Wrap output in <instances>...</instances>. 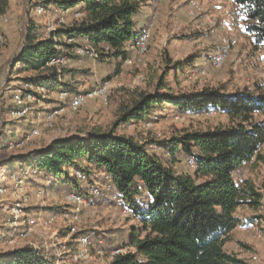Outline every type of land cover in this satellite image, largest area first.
Returning <instances> with one entry per match:
<instances>
[{
  "label": "trees",
  "instance_id": "obj_1",
  "mask_svg": "<svg viewBox=\"0 0 264 264\" xmlns=\"http://www.w3.org/2000/svg\"><path fill=\"white\" fill-rule=\"evenodd\" d=\"M12 1L0 0V19ZM36 1L51 14L58 11L82 16L69 26L57 20L56 28L47 36L38 34L36 26H30L25 33L12 72L30 73L23 81L44 86L48 92L73 95L81 90L79 83L67 79L70 71L64 70L63 65H49L56 56L77 58V41L91 43L100 62L116 61L120 65L131 54L128 45L141 35L137 17L146 0ZM228 1L252 47L256 51L264 49V0ZM163 88L168 92L161 93ZM171 108L178 113L224 114L232 122L205 130H185L169 142L158 143L173 159L193 158L197 163L194 172H179L147 144L116 130L121 124L156 122ZM263 145L261 87L235 92L206 88L177 94L165 84L163 75L155 91H140L123 104L113 129L56 138L49 147L23 157L20 163L23 168L27 164L38 170L27 178L28 185L45 187L53 183L57 188L84 194L88 191L82 189L79 173L90 182L95 174L103 176V183H107L105 176L111 177L109 183L115 189L108 190L105 196L110 203L127 209L136 224L129 237L117 233L118 237L111 238L108 246H101L110 251L121 250L110 264H250L228 249V244H242L235 240V229L257 224L258 217L241 216L239 210L259 211L264 207V187H258L250 178L236 176L245 165L264 161ZM16 158L12 157L11 163ZM114 194L118 200L113 199ZM82 234L85 233L78 232L76 236ZM10 257L8 264H57L55 256L47 257L32 247L14 251Z\"/></svg>",
  "mask_w": 264,
  "mask_h": 264
},
{
  "label": "rangeland",
  "instance_id": "obj_2",
  "mask_svg": "<svg viewBox=\"0 0 264 264\" xmlns=\"http://www.w3.org/2000/svg\"><path fill=\"white\" fill-rule=\"evenodd\" d=\"M147 1L145 6H149ZM194 2L199 4V9L192 8ZM152 4L149 18L154 20L155 26L148 51L137 55L133 64L100 62L86 55L67 57L63 65L64 70L70 71L66 74L67 79L79 83L81 90L109 82L111 86L105 98L97 97L80 109H72L68 103L62 102L60 93L46 90L40 94L41 102H32L31 114L20 119L10 116L12 91L19 87L34 90L23 81L31 74H17L12 72L11 66L23 47L26 31L30 26H36L38 34L47 36L52 27H56L57 20L69 26L81 20L82 16L58 11L51 14L46 9L44 13H38L36 0H13L3 16L7 20H0V188L4 189L0 193L1 264H8L10 255L24 247L35 248L50 258H61L58 264H106L111 251L100 246H108L111 238L118 237L117 233H125L129 237L131 227L136 224L127 209L109 202L105 196L109 190L108 183L100 180L101 174L93 175L91 182L81 180L82 189H87L88 193L95 184L93 190L98 188L91 205L85 206L70 200L69 196L74 191L69 188H57L53 183H47L45 187L28 185V176L21 170L23 157L49 147L56 138L113 129L119 122L123 104L129 103L140 91H155L163 75L165 84L177 94L206 88H224L231 92L253 91L256 87L264 90V49L256 51L252 47L251 39L243 32V25L235 17V8L230 1L154 0ZM76 43L87 45L82 40ZM219 50L228 51V58L222 66H216L213 58ZM160 91L168 92L165 88ZM62 108L48 120L51 113ZM31 120L38 129L37 135H31ZM231 124L230 118L224 114L178 113L171 108L161 120L121 124L116 130L135 136L179 172H194L195 168L188 164L186 156L173 159L158 143L169 142L185 130H205ZM10 128L12 132H9ZM12 157L18 158L11 163ZM15 175L23 176L24 191L16 189ZM236 176L250 178L258 187H264V161L255 166L245 165L236 172ZM38 190H41L40 195L36 194ZM17 202L22 206L18 217L13 216ZM252 213L249 208L239 210L241 216L258 217L257 231H250L255 239L251 238L253 240L249 242V262L264 264V207L256 214ZM39 214L55 216L57 220L51 227L30 226L28 217ZM71 227L90 235L92 245L86 249L89 256L84 261H73L71 254L61 247V244H77V239L73 238L77 237L75 234L67 237ZM103 237V243L99 244L98 238ZM233 247L234 242L228 245L230 250Z\"/></svg>",
  "mask_w": 264,
  "mask_h": 264
},
{
  "label": "built area",
  "instance_id": "obj_3",
  "mask_svg": "<svg viewBox=\"0 0 264 264\" xmlns=\"http://www.w3.org/2000/svg\"><path fill=\"white\" fill-rule=\"evenodd\" d=\"M36 8H37L36 10L38 13H44V11H45V8L41 4H39ZM192 8L197 10L200 8V6L198 3L194 2L192 4ZM2 18H3V16L1 17V19ZM3 20L6 21L7 19L3 18ZM154 26H155L154 20L150 18L147 21L146 25L144 26L143 30L141 31V35H140L139 39L136 42H134L133 44L128 45V49L131 51V54L127 58L126 63H128L130 65L133 64L136 61L135 58L137 57V55H143L148 51V46H149V42L151 40L152 31L154 29ZM52 28L55 29L56 27H52ZM0 39H1V34H0ZM86 44H87L86 46L79 45L76 47L75 51H76L77 55H82V56L87 55L90 58L96 59V57H98V55H99L97 49L94 48V46L89 42H86ZM213 58H214V63L216 64V66H222L226 62V59L228 58V51L219 50L215 53ZM67 60L68 59L66 56H56L50 60L49 65L59 67L60 65L61 66L64 65ZM58 72L60 73L61 69H58ZM110 86L111 85L109 82H105V83H102V84H100L96 87H93L91 89L80 90L79 92H77L76 94H73V95H71L67 92H61L60 97H61L62 102L68 103L72 109H80L83 106H85L87 103H89L90 101H92L93 99H95L97 97H104L105 98ZM29 87H32L34 91H29L26 88L23 89L20 87L16 90L12 91V93H13L12 94L13 106L10 109L11 118H18V119L26 118L32 112V109H33L32 102H35V101L41 102V98L39 96H37V94H39V95L44 94V92L46 91V88L44 86H36V85H29ZM34 93H37V94H34ZM61 110H63V108L58 110V111L56 110L53 113H51L48 116V120H51L52 117H54V115L57 114ZM9 132H12L11 128L9 129ZM37 134H38V129L36 126H34L31 130V135H37ZM187 162L191 167H194V168L197 167V163L193 158H191V157L187 158ZM21 168H22L21 170L23 171V173H26L28 177L30 176V172H31V175H35L38 172V170L35 167H27L26 169L23 167H21ZM29 169H31V171H29ZM15 176H14V179L16 180V185H15L16 189L17 190L20 189L21 191L22 190L24 191L25 185L23 187V184H24L23 176H18V175H15ZM78 176L81 180L87 179L86 176L81 175L80 173L78 174ZM105 179L107 180L109 190L115 189V187L109 183L111 177L105 176ZM95 186H96V184H95ZM95 186H92L91 193L87 192L86 194H84L82 192L81 193L75 192V191L72 192L71 195L69 196L70 200L74 203H77V204L90 206L92 203V197H94L93 195H95L94 193H96L98 191V188L93 190V188ZM3 192H4V189L0 188V193H3ZM40 193H41V190H38L36 192V194H38V195H40ZM113 199L118 200L116 194L113 195ZM20 208H22L21 203L17 202L13 208V212H14L13 216L18 217L17 215H19V213L21 212ZM56 220H57V217H55V216H44V215L39 214V215L29 216L27 223L32 227H38L39 226V227L46 228V227H51L53 225V223L56 222ZM244 229H246L248 231H257V226H256V224H250L247 227H245ZM76 233H78L76 228L71 227V229L69 228V232L67 234V237H71L74 234H75L74 236H76ZM258 235H260V233H258ZM73 238L77 239V244H75L73 246L67 245V244H61V247L63 248L64 252H66L67 254H71L73 261H84L89 256L86 249L88 247H91V245H92L91 241H90V235L82 234L79 237H73ZM102 243H103V241L99 240V244H102ZM120 251H121L120 249L111 251V253H110L111 257L106 262V264H110L113 261L115 254H117ZM255 258L253 257V259H255ZM59 260H61V258L60 259L57 258V264H58Z\"/></svg>",
  "mask_w": 264,
  "mask_h": 264
},
{
  "label": "crops",
  "instance_id": "obj_4",
  "mask_svg": "<svg viewBox=\"0 0 264 264\" xmlns=\"http://www.w3.org/2000/svg\"><path fill=\"white\" fill-rule=\"evenodd\" d=\"M154 0H149L147 2H149V6H144L142 13L137 17V23H138V27L140 30H143L144 26L146 25L150 12H151V7H152V3ZM33 123V120H31ZM32 126H36L34 123L32 124ZM253 213L252 214H256L257 211H253L251 210ZM252 216V215H251ZM234 237L236 241H240L242 244H238L237 242L234 241V247L233 249H231L232 251L236 252L239 254L240 257L242 258H246L249 260V254L251 253V249H250V245L251 240L255 239L253 237V235L250 233V231L244 229V228H237L234 230ZM253 238V239H251ZM229 245V244H228ZM248 246V247H246ZM250 264H252V262H250Z\"/></svg>",
  "mask_w": 264,
  "mask_h": 264
}]
</instances>
